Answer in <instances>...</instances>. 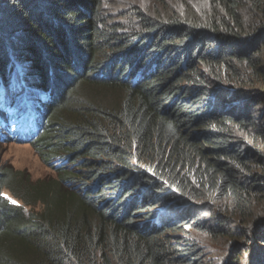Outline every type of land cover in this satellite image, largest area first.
Here are the masks:
<instances>
[{
    "label": "trees",
    "instance_id": "trees-1",
    "mask_svg": "<svg viewBox=\"0 0 264 264\" xmlns=\"http://www.w3.org/2000/svg\"><path fill=\"white\" fill-rule=\"evenodd\" d=\"M184 4L0 0V264H264V0Z\"/></svg>",
    "mask_w": 264,
    "mask_h": 264
},
{
    "label": "rangeland",
    "instance_id": "rangeland-1",
    "mask_svg": "<svg viewBox=\"0 0 264 264\" xmlns=\"http://www.w3.org/2000/svg\"><path fill=\"white\" fill-rule=\"evenodd\" d=\"M184 1L189 3L191 0H104V11L109 17L113 13L114 6L127 7L130 4L135 6L145 7L149 12L158 13L157 11L168 10L172 14L183 13L184 11L189 12L185 7ZM200 0H193V3L199 2ZM117 18L111 20L115 21ZM119 20V19H117ZM0 168H12L15 170H20L25 172L31 180L43 179V178H55L57 175L47 164L32 144L28 143H2L0 144ZM8 190L4 189V192ZM10 194V193H8ZM38 209V208H36ZM199 220L203 222H211V215L206 210H201L198 213ZM234 218H230L232 222ZM212 223V222H211ZM185 227V225H184ZM188 233H185L186 238L194 240L204 249L207 250L208 256L212 260V264H222L225 251L223 243V238L217 237L215 240L213 237H209L202 232H199L197 229H193L189 226H186Z\"/></svg>",
    "mask_w": 264,
    "mask_h": 264
},
{
    "label": "snow or ice",
    "instance_id": "snow-or-ice-1",
    "mask_svg": "<svg viewBox=\"0 0 264 264\" xmlns=\"http://www.w3.org/2000/svg\"><path fill=\"white\" fill-rule=\"evenodd\" d=\"M12 203H14V204H15V203H16V201H12Z\"/></svg>",
    "mask_w": 264,
    "mask_h": 264
}]
</instances>
